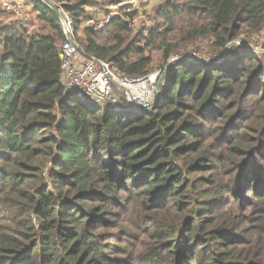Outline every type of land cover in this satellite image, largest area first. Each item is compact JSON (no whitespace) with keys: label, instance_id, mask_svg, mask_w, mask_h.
I'll use <instances>...</instances> for the list:
<instances>
[{"label":"trees","instance_id":"obj_1","mask_svg":"<svg viewBox=\"0 0 264 264\" xmlns=\"http://www.w3.org/2000/svg\"><path fill=\"white\" fill-rule=\"evenodd\" d=\"M25 2L39 30H0V264H264V57L247 44L264 0H164L137 37L135 11L90 28L97 0H49L83 58L166 71L145 113L69 93L62 18Z\"/></svg>","mask_w":264,"mask_h":264},{"label":"built area","instance_id":"obj_2","mask_svg":"<svg viewBox=\"0 0 264 264\" xmlns=\"http://www.w3.org/2000/svg\"><path fill=\"white\" fill-rule=\"evenodd\" d=\"M149 1L151 0H126L119 6L127 7L132 12ZM0 9L14 16V22H28L25 15V4L22 0H0ZM58 12L61 15L66 35V41L62 46L61 60L63 80L69 93L97 108L118 111L122 104L115 94V88L124 90L126 87H135V92L131 93L132 99L127 101L133 113L151 112L160 105L162 98L158 99L155 87L158 84L160 72L142 78L129 79L122 77L108 64L99 62L94 57L83 58L81 49L74 40V20L62 9H58ZM107 23L108 20L101 21L98 28L105 27ZM135 24L136 21H133L132 26ZM12 25L9 22L0 28Z\"/></svg>","mask_w":264,"mask_h":264},{"label":"rangeland","instance_id":"obj_3","mask_svg":"<svg viewBox=\"0 0 264 264\" xmlns=\"http://www.w3.org/2000/svg\"><path fill=\"white\" fill-rule=\"evenodd\" d=\"M49 1V0H45ZM126 0H97L95 2L93 7L88 8V14L90 20L89 22L84 23L85 27L90 28H98L101 21L109 20L110 17L113 16H125L127 13H130L131 11L127 7H120L119 5ZM162 2L164 0H151L147 3L142 4L138 10L135 12L138 13L134 19L136 21V24L132 26V31L135 33L133 34V37H137L136 34L144 33L147 35L148 31L155 25L156 23V17H157V11L159 10ZM2 9H0V13ZM6 16H0V27H3L6 23H16L14 22V16L7 15ZM25 15L27 16L28 22L32 24L31 31L37 32L40 28L37 20H36V14L32 10V8H28V5L25 2ZM92 21V22H90ZM1 29V28H0ZM146 31V32H145ZM239 42V41H238ZM236 42L235 44H239ZM248 46L250 47L252 53L255 56L264 57V32L261 35H258L250 41L247 42ZM179 58L178 60H180ZM184 59H191L194 62L197 63H206V62H212L214 58H211L208 56L205 52H190L189 55L187 54L184 56ZM213 59V60H212ZM211 60V61H210ZM173 61H170V64ZM169 64V65H170ZM158 65H156V68ZM161 73L159 75V78L157 80V83L160 82V79L163 78L164 81V74L165 70H163V73L160 69L155 70L151 75H155L158 73ZM158 85V84H157ZM157 85L155 87L157 88ZM135 87H126L124 90L115 88V94L116 96L121 100V104L123 105V101L128 104L127 101L132 99V92H135ZM122 110L119 109L118 112H121ZM132 112V110H126L125 113Z\"/></svg>","mask_w":264,"mask_h":264},{"label":"water","instance_id":"obj_4","mask_svg":"<svg viewBox=\"0 0 264 264\" xmlns=\"http://www.w3.org/2000/svg\"><path fill=\"white\" fill-rule=\"evenodd\" d=\"M43 1H45V0H43ZM47 2V4L49 5V6H51V7H53V9L54 10H56V11H58L53 5H51V3H49L48 1H46ZM59 13V12H58ZM60 15V14H59ZM61 16V15H60ZM68 36H70L69 34H67ZM176 61H178V59H176V60H173V62H176ZM182 61H191V62H193V60H191V59H182ZM172 62V63H173ZM171 63V64H172ZM170 64V65H171ZM169 65V66H170ZM162 85H163V78H161L160 79V82L158 83V85H157V95H158V99H161L162 98ZM140 113H145V111H142V112H140Z\"/></svg>","mask_w":264,"mask_h":264},{"label":"crops","instance_id":"obj_5","mask_svg":"<svg viewBox=\"0 0 264 264\" xmlns=\"http://www.w3.org/2000/svg\"><path fill=\"white\" fill-rule=\"evenodd\" d=\"M23 1V3L25 4V0H22ZM28 8H32V7H30V6H28ZM33 10V9H32ZM92 22V21H91Z\"/></svg>","mask_w":264,"mask_h":264}]
</instances>
